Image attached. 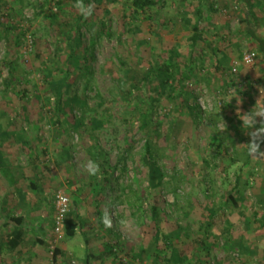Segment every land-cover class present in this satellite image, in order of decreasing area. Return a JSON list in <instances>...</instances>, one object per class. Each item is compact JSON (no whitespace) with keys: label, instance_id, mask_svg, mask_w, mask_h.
<instances>
[{"label":"rangeland","instance_id":"obj_1","mask_svg":"<svg viewBox=\"0 0 264 264\" xmlns=\"http://www.w3.org/2000/svg\"><path fill=\"white\" fill-rule=\"evenodd\" d=\"M132 1H97L90 9L82 0V11L78 0H0V156L16 182L7 191L0 177V200L9 194L14 207L33 216L54 210L45 243L37 245L35 233L23 235L19 246L0 240V264H85L84 236L90 264L178 261L169 244L193 262L212 207L217 242L200 264H264V232L253 222L263 212L264 155L249 154V125L242 121L264 108V58L249 32L264 39V0H255L257 25L237 0H209L215 11L205 34L221 53V66L200 43L195 69L189 37L202 0H163L156 17L137 16ZM171 55L183 64L178 81L192 69L178 83L186 106L147 77ZM247 55L254 57L250 65ZM61 93L65 105L58 112ZM93 120L102 127L93 130ZM79 121L84 126L77 127ZM261 121L257 117V127ZM147 141L164 173L155 189ZM89 161L99 165L97 174L86 170ZM106 161L115 168L110 183ZM59 192L71 200L68 219L79 202L84 226L55 245ZM153 206L160 210L159 224ZM105 215L111 227L104 225ZM179 226L188 232L178 235ZM52 246L60 255L51 256ZM32 250L40 253L31 263L24 256Z\"/></svg>","mask_w":264,"mask_h":264},{"label":"trees","instance_id":"obj_2","mask_svg":"<svg viewBox=\"0 0 264 264\" xmlns=\"http://www.w3.org/2000/svg\"><path fill=\"white\" fill-rule=\"evenodd\" d=\"M104 2L105 0H84V4H86L87 7H90V9L93 7L92 4L93 2ZM209 0H202V5L199 6V8L195 11V16H196V22L195 24H193L192 27V34L189 37V42L190 44H192V52H191V57H192V61H191V66L195 69V63H193V61L195 60L196 56L195 54L196 49L198 47V45L200 43H202L207 50H210V53L214 56V58H216L217 61V67L221 66V53L218 50L212 49V47H210L209 44V40L206 37L207 33V28H206V20L207 17L213 13L215 10L213 9V5L212 4H208ZM237 2L241 3V5L245 8H247L248 10V15L252 18L253 22L251 24L257 25L258 20L256 18V14L253 12L254 7H255V0H237ZM206 4H208V7L206 6ZM132 7L134 8V13L138 16L139 14H147L149 12H153L154 16L156 17V15H158V12H160L163 8V0H133L132 1ZM101 29L102 32L106 35H108V30L106 28L105 23L101 22ZM252 38L255 40L256 44H257V48L260 52V54L262 55V57L264 58V39L260 38L256 35L255 33V29H250L249 30ZM71 46L75 47L73 44V42L71 41ZM75 52H77V50H74ZM179 57L176 55H171L168 58H160L159 59V64H157V66H153L152 69L150 70V73L148 74V79H150V77H154L157 81H158V86L159 88L166 94L168 95V97L171 98H180L183 100L184 105L186 106V100H185V91L183 88H181V86H178V83H182L186 78H188L191 74H192V69L190 66L188 71H186L188 74L184 75L182 74V78L180 81H178L177 77L180 73L181 70V66L183 65L181 62H179ZM82 71V70H81ZM49 73V72H48ZM68 76L70 75L69 72H67ZM187 76V77H186ZM147 78H145V81L148 80ZM64 105H65V96L61 93L59 100H58V107L59 110L58 112H61L64 109ZM27 111L28 109L26 107H23L22 109V115L28 119L27 116ZM141 117H144V121L146 122V116L143 114V112H140ZM144 122V123H145ZM93 125L95 126L93 130L96 129H100L102 127V124L99 122V120H93ZM143 123V124H144ZM77 127H81L84 126L83 121H79L77 123ZM16 136L18 137V140L21 141V143H25L24 137H22L23 133H15ZM151 142L147 141V155L149 156V169H150V173H149V180H150V185L152 186V188H157L161 186V181L163 180L164 177V173L161 170V167L155 162L154 163V156L153 154L150 152L151 149ZM3 157L0 156V176L2 178H5L9 181V184L11 186H13L16 182L14 180V175L11 172L10 169L5 168L4 162L2 161ZM104 169L106 171V176H105V182L106 183H110V178L111 175H113L115 168L110 167L108 161H106ZM112 171V173H111ZM111 173V174H110ZM110 175V176H109ZM160 181V182H159ZM159 182V183H158ZM158 184V185H157ZM239 185V181L237 180V186ZM231 197V196H230ZM232 201L234 203H237V200L235 198H231ZM141 201V200H140ZM79 202L76 201L74 203V217L69 218L66 221V238L70 239V238H74L77 235V231L79 229L83 230V226H84V222L83 219L81 218L80 214H81V207L78 204ZM261 205H263V209H262V214L260 217H255L253 222L256 226H258V228L260 230H262L264 232V200L260 202ZM143 207V203L140 202L139 203V209L141 210ZM209 216H208V224L205 227H201V231L200 233H202L201 238L199 239L198 245L199 247H202L197 254L194 255L195 260H189L187 258H182L179 253H178V249H176L177 247L174 244H169V248H172V253L173 252H177L178 254V261L175 260H167V259H162L160 257H158L156 259L157 263L159 264H195L197 262V264L201 263V260L199 257H205L208 258L210 257L208 255V252L211 250L213 244H215V242H217V238L214 237L215 235L213 234V221L216 217V213L217 211L212 207L209 210ZM144 215V213H142ZM151 215L153 217V219L155 220V222L157 224L160 223L161 221V213L160 210L158 209V207L153 206L151 208ZM250 222V220H249ZM178 235H180L181 233H186L187 231V227H178ZM188 232V231H187ZM161 237H163V235L161 234ZM189 237V236H188ZM84 238V242L86 245V249H87V253H86V261L85 264H90V254L89 253V245L90 242L88 239H86V236L83 237ZM173 245V246H172ZM60 250H56L55 251V255H60Z\"/></svg>","mask_w":264,"mask_h":264},{"label":"crops","instance_id":"obj_3","mask_svg":"<svg viewBox=\"0 0 264 264\" xmlns=\"http://www.w3.org/2000/svg\"><path fill=\"white\" fill-rule=\"evenodd\" d=\"M1 179L3 182L5 181L2 187L7 189V191L13 190L14 186H11L7 179L2 177ZM7 196H9V194L4 193L3 198L0 200V240L9 242L12 239L17 242V246H19L23 235L30 237L32 236L31 233H35L36 244H44V240L46 241L47 237H49V234L47 235L46 222L51 214H53L54 210H40V214L36 216L24 214L25 210L22 206L14 207L15 203L7 199ZM49 207H53L52 201ZM24 239L26 240V238ZM39 253L40 250H32L29 252L28 256H24V260L32 263L36 260L35 257L39 256Z\"/></svg>","mask_w":264,"mask_h":264},{"label":"clouds","instance_id":"obj_4","mask_svg":"<svg viewBox=\"0 0 264 264\" xmlns=\"http://www.w3.org/2000/svg\"><path fill=\"white\" fill-rule=\"evenodd\" d=\"M76 7L82 11L85 10L82 0H78ZM88 14H90V9L88 10ZM243 116L247 117V120L242 121L249 125V136L251 137L250 142L246 144L249 154L253 156L264 155V152L260 151L261 144H264V121H261L260 126L257 127V117H264V108ZM85 168L93 175L99 172V165L94 161H89L85 165ZM103 223L106 227H111V219L108 215H105L103 218Z\"/></svg>","mask_w":264,"mask_h":264},{"label":"built area","instance_id":"obj_5","mask_svg":"<svg viewBox=\"0 0 264 264\" xmlns=\"http://www.w3.org/2000/svg\"><path fill=\"white\" fill-rule=\"evenodd\" d=\"M254 57L247 55L244 58V62L247 65L252 64ZM55 222H54V244L60 243L66 236V221L72 210L71 200L63 193L59 192L55 199ZM56 246L51 247V256L55 257Z\"/></svg>","mask_w":264,"mask_h":264},{"label":"bare ground","instance_id":"obj_6","mask_svg":"<svg viewBox=\"0 0 264 264\" xmlns=\"http://www.w3.org/2000/svg\"><path fill=\"white\" fill-rule=\"evenodd\" d=\"M71 212H72V211H71ZM70 214H71V213H70ZM70 214H69V215H70ZM67 220H68V219H67Z\"/></svg>","mask_w":264,"mask_h":264}]
</instances>
